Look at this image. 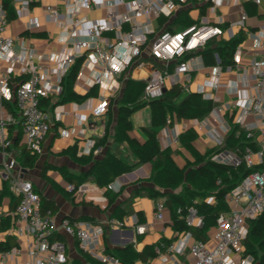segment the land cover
<instances>
[{
  "label": "built area",
  "instance_id": "1",
  "mask_svg": "<svg viewBox=\"0 0 264 264\" xmlns=\"http://www.w3.org/2000/svg\"><path fill=\"white\" fill-rule=\"evenodd\" d=\"M17 3L18 15H29L34 0H12ZM64 10L53 4L45 7L48 21L56 23L64 31V50L56 68H44L30 59L28 49H15V39L7 33L8 18L4 0H0V62L7 66L0 69V109L4 108L6 99H15L19 116L22 119V132L27 147L34 153L44 151V142L50 131L49 113L42 107V99L51 94H61V80L71 70L75 61L84 57L82 66L95 71L96 77H85L90 87L109 84L110 93H118L123 80L131 76L136 67H144V54L149 53L157 63L153 65L145 78L144 98L147 100L164 95L170 79L175 74L188 73L194 70L201 58V51L210 41L222 37L229 32L230 38L235 36V28H243L249 19V12L244 6L246 0H205L209 4L206 16L179 31L163 29L157 31L154 19L172 18L180 7L190 0H63ZM261 4L262 0H253ZM240 4L241 10L237 19L225 26V19L219 10L225 5ZM124 10L121 11L120 7ZM105 8V16L86 26L85 37H81L83 28L89 22L84 11ZM29 27H39L40 22L31 20ZM260 46L263 53L252 60L248 67L242 69V78L248 82V89L243 98L237 102L239 114L234 125H238L248 140L256 142L257 147L248 145L243 152L222 149L213 155V160L229 162L239 166L245 162L247 166L260 165L262 168L250 172L226 195L228 210L222 211L213 231L207 240L195 237L193 228L204 225L205 217L197 207L198 200L186 207L183 215L190 228L167 243L161 241L157 248L160 264L173 261L182 264L178 255L190 254L195 258L189 264H253V255H244V241L249 232V221L257 218L264 211V26L261 27ZM240 48L234 59L240 63ZM26 80L17 82L12 94L10 85L13 74L19 72ZM174 66L173 71L172 67ZM229 68H234L229 65ZM78 77L83 73L79 72ZM57 75L59 83H54ZM216 75V80L218 78ZM108 80V82H106ZM176 82V81H175ZM202 92V91H200ZM203 93V92H202ZM204 94V93H203ZM212 98V95H204ZM102 110L109 108L108 95H102ZM223 108H215L212 116L218 119ZM252 117L254 122L248 121ZM16 122L12 113L0 115V147L6 153L13 144L10 136V125ZM196 120L199 129L204 123ZM233 124L222 125L224 133L229 134ZM239 134V132H238ZM257 137L261 140L258 141ZM173 142H180V134L175 133ZM94 145V153L99 154L102 146ZM10 163L5 164L3 176L9 181L10 189L18 197L16 214L29 235L31 242L28 249L30 260L25 264H68L67 244L56 238L58 234L76 237L82 250L98 259L103 264H124L120 258L106 251L103 237L106 230L126 229L134 227L139 234L153 229L154 222L141 220L137 213L123 217H108L99 222L86 219H64L60 223L55 218L52 208L43 207L42 196L33 181L17 177L11 172ZM221 183V180L218 181ZM108 188L119 191L118 181L112 182ZM68 189L76 192L78 188L70 183ZM209 203L215 202V196L207 197ZM164 200L156 201L154 220L165 221ZM182 209H179L181 212ZM22 251L20 248L3 249L0 247V264H6Z\"/></svg>",
  "mask_w": 264,
  "mask_h": 264
},
{
  "label": "crops",
  "instance_id": "2",
  "mask_svg": "<svg viewBox=\"0 0 264 264\" xmlns=\"http://www.w3.org/2000/svg\"><path fill=\"white\" fill-rule=\"evenodd\" d=\"M47 4L56 5L61 10H64L63 0H34L31 3L29 15L21 16L16 12V17L9 20L7 33L14 37L16 50L28 49L30 59L41 64L44 68H56L64 50L63 38L65 34L60 25L48 21L45 12ZM12 5L16 11L17 3L13 1ZM204 5H206V8L202 9ZM244 6L249 12L246 26L234 29V37H238L241 33L245 36L237 47V49L240 48V63L234 68L223 66L220 63L221 60L218 54L215 53L217 63L209 64L206 63L204 56L200 53L201 58L196 68L188 73L175 74L173 72V76L166 88L167 90L173 85L179 84L184 89L183 96L191 91H202L204 95L213 96L212 98L218 104L216 108H223V112L219 114L218 119L212 116V112L202 119H178L174 112L171 113L173 123L161 128L159 139L161 147L171 150L173 159L181 168L189 163L195 164L199 157L207 154L209 150L224 146L228 134L223 132L221 126L232 124L236 121L239 114L237 102L243 98L244 90L248 89V82L242 78V69L248 67L254 58L261 56L263 53L260 39L263 38L261 27L264 26V0H262L261 4H257L253 0H246L244 1ZM182 10H186L185 12L189 18L200 22L207 15L209 4L205 0H190L184 3L171 19H154L153 24L156 30L168 29L171 20L180 14ZM240 10V4L232 3L222 7L218 15L224 17L225 26H227L231 21L238 18ZM203 11L205 12L203 13ZM105 12V8L84 11L89 18V22L84 26L81 37H85L86 26H90L92 23L102 19L105 16ZM32 19L39 21L40 26L29 27L28 25ZM183 28L181 25H173L174 31H179ZM221 39L230 40L229 32L214 40L219 41ZM144 61V67H136L131 71V78L145 81L154 64L164 66V64L157 63L152 59L148 49L145 50ZM6 66L5 62H0V69ZM21 67L22 65L17 66L20 71L14 73L13 78L22 74ZM171 67L173 71L174 66L172 65ZM80 72L83 73V76L77 78L73 88L77 94L84 96V98H73L63 102L61 101V94L54 93L46 97L49 101L45 108L49 113L51 128L44 142V151L39 155L38 161L33 168L23 167L19 161L20 153L25 147V139L22 132L21 118L13 96L5 101L11 103L15 113L6 105L0 109V115L12 113L16 117V122L12 127L13 142L21 132L20 144L12 146L11 153L8 154L0 149V244L9 249L20 248L22 251L14 258L9 259L6 264L27 263L30 260L28 249L31 242L24 224L19 221L16 214L18 197L10 188L7 187L5 189L6 178L3 176L2 171H4L6 163L12 164L11 172L13 175L33 181L36 189L41 191V196H45L57 205L54 213L58 223L64 219L72 220L80 217L99 222L107 219L114 210L115 205L111 207L108 205L105 188L98 187L93 180H87L79 186L75 194H72L68 189L70 182L67 180L66 175L72 173L77 176L87 168L86 164L73 158L71 154L73 145H77L79 156L91 154L100 156L106 151L108 146L112 149L116 147L110 140L107 146H102V151L99 154H95L93 144L103 137L111 118L108 110L100 112L102 110L101 96L108 95L110 106L111 99H116L123 94L127 79L123 80L124 82L118 93H110L109 84L105 87L95 85L97 86V94L86 97L85 95L95 86L90 87L88 82L85 81V77L95 78L96 73L85 65L81 67ZM217 74L219 75L217 81H215ZM53 81L54 83L60 82L57 75L53 76ZM16 84L17 81L10 85L12 94ZM116 107L114 106L113 108L112 121L116 120ZM140 108H144V110L142 109L137 113ZM140 108L132 115V122L135 128L130 134L138 140L144 141L145 134L142 131V127L149 126V123H152L151 108L148 103ZM196 120L199 122L205 121L203 123L204 129H199ZM248 121L254 122V119L249 117ZM189 129L197 133V136L191 140L193 149L187 147L184 140H180L178 143L173 142L172 138L175 133H186ZM257 140L260 141L261 138L257 137ZM121 149L124 150L125 146L121 145ZM125 151L126 149L123 154ZM45 166L46 169H44ZM44 170H46V176H44ZM151 172L152 165L150 163L139 164L131 172L126 173L125 177H118L116 181L122 187L124 184L148 178ZM132 189V184L126 186L117 198L116 204L122 203L127 210H131L130 214H138V210L143 211L144 220L154 222V227L145 234H139L134 227L110 230L106 234L109 245L114 248L134 243L135 247L141 250L146 244L155 243L161 238H163L162 241L168 240L171 242L175 240L178 237V233L172 227L170 210L166 207L164 222L154 220L156 200L147 195L132 198L128 207L127 203L130 201ZM212 231L213 229L210 233ZM64 236L68 247V264H92L83 256L78 239L67 234ZM177 258L182 264H189L192 259L188 253L178 255ZM149 264H160V257L157 255L149 261ZM167 264L175 263L171 260Z\"/></svg>",
  "mask_w": 264,
  "mask_h": 264
},
{
  "label": "trees",
  "instance_id": "3",
  "mask_svg": "<svg viewBox=\"0 0 264 264\" xmlns=\"http://www.w3.org/2000/svg\"><path fill=\"white\" fill-rule=\"evenodd\" d=\"M12 0H4V5L7 10V18L11 20L16 17V11L12 5ZM206 5L202 7L205 9ZM180 11L176 17L171 20L168 30L174 31L173 25H181L187 27L196 20L189 18L185 12ZM205 11H203L204 13ZM245 38L241 33L238 37L230 40L221 39L219 41L212 40L207 47L201 51L206 63L216 64L215 53L220 58V63L223 66H236L234 59L235 52L238 45ZM84 57L78 58L73 64L71 70L63 78V91L61 93V101L68 99H82L81 95L74 90V83L76 82L79 72L81 70ZM27 75L21 74L12 77V83L22 82L26 80ZM144 80H135L131 77L127 79L125 90L118 98L111 99L108 113L111 115L109 125L103 137L96 141V146H107L112 140L116 145L115 148L107 147L106 151L100 156L78 155L77 145L71 147V154L76 161L84 163L87 168L75 176L72 173L66 175L67 180L75 184L77 188L87 180H93L98 187L105 188V194L108 198L109 207L114 206V210L109 217H123L130 214L131 210H127L122 203L116 204L117 198L124 191V188L130 184L133 189L130 193V200L136 196L147 195L156 201L162 199L166 207L170 210L172 227L178 234L184 233L190 228L186 225L183 215L186 214V207L198 200L197 207L201 214L205 217V222L202 227L193 228L196 238L207 240L210 231L215 227L218 215L229 206L226 201V195L233 189L241 180L252 171L261 169L260 165L252 167L247 166L242 162L239 166H235L229 162H219L213 160V155L220 152L222 149H229L231 151L243 152L248 145L257 147L256 142L250 141L246 138L243 130L238 126H232L231 131L225 139V144L222 148H214L209 150L207 154L200 156L195 164H187L185 167H179L172 157V152L169 148L163 149L160 144L159 134L162 127L167 124H172L171 113L174 112L178 119H202L209 115L216 107L217 102L213 98H205L202 92L191 91L183 96L184 89L181 85L175 84L171 88L165 90L162 97L147 100L144 98ZM97 94V86L93 87L85 96H94ZM49 99L44 97L42 99V107L44 109L48 104ZM146 103L151 108L152 123L149 126H143L142 131L145 134V140L140 141L133 137L130 132L134 125L132 122V115ZM11 109V103H4ZM117 106L116 120L112 121L113 108ZM21 124H22V119ZM113 123V124H112ZM13 124L10 125V136L12 135ZM239 132V134H238ZM186 135V136H185ZM197 136V133L192 129L186 133L180 134V140H184L185 145L193 149L191 140ZM21 132L18 137L14 139L13 145L20 144ZM129 151L132 159L123 156V149ZM12 146L8 148L11 151ZM0 149H2L0 147ZM38 153L32 152L26 145L22 149L19 157L20 164L26 168H33L39 158ZM150 163L152 165V172L146 179H140L130 184H124L119 191H114L108 188V185L115 182L118 177L128 172H131L137 165ZM46 169V166L45 168ZM44 170V176H46ZM219 179L221 183H219ZM10 188L9 181L6 180L5 189ZM41 191L39 190V193ZM75 194V192H71ZM215 196V202L209 203L207 197ZM74 199L75 197L72 196ZM18 203V202H17ZM43 207L52 208L53 211L57 209V205L52 200L42 196ZM182 209L179 212V209ZM140 219L144 220L143 211L138 210ZM82 219V217L78 218ZM76 220V218L72 219ZM103 237L106 251L116 257L124 264H149V261L158 255L157 248L160 245L159 241L146 244L143 249L138 250L134 243L127 244L122 247L112 248L107 240V233ZM63 234H58L56 238L64 240ZM166 240V239H165ZM170 243V241H166ZM3 249H9L0 244ZM244 255H253V264H264V211L255 219L249 221V232L244 241ZM83 256L88 262L92 264H103L98 259L92 257L89 253L82 250Z\"/></svg>",
  "mask_w": 264,
  "mask_h": 264
},
{
  "label": "rangeland",
  "instance_id": "4",
  "mask_svg": "<svg viewBox=\"0 0 264 264\" xmlns=\"http://www.w3.org/2000/svg\"><path fill=\"white\" fill-rule=\"evenodd\" d=\"M120 10L123 11V10H124V7L121 6V7H120ZM142 109L144 110V108H140V109L137 111V113H139V111L142 110ZM150 115H151V113H150ZM136 117H137V116H136ZM149 124L151 125V123H149ZM134 128H135V127H134ZM123 156L126 157V158H128L129 160L132 159V156L130 155V153H129L128 150H126V151L124 152ZM130 204H131V200L128 201L127 206L129 207ZM194 261H195V258L192 257L191 262H194Z\"/></svg>",
  "mask_w": 264,
  "mask_h": 264
},
{
  "label": "water",
  "instance_id": "5",
  "mask_svg": "<svg viewBox=\"0 0 264 264\" xmlns=\"http://www.w3.org/2000/svg\"><path fill=\"white\" fill-rule=\"evenodd\" d=\"M126 175L125 174H123V175H121L120 177H125ZM119 231H121V230H119ZM127 245V244H126Z\"/></svg>",
  "mask_w": 264,
  "mask_h": 264
}]
</instances>
